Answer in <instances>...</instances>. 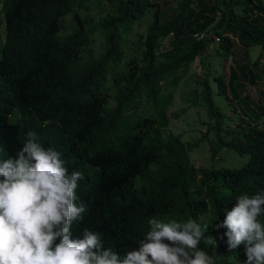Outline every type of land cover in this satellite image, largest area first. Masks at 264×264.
Returning <instances> with one entry per match:
<instances>
[{"label": "trees", "instance_id": "trees-1", "mask_svg": "<svg viewBox=\"0 0 264 264\" xmlns=\"http://www.w3.org/2000/svg\"><path fill=\"white\" fill-rule=\"evenodd\" d=\"M153 1L114 0L96 24L79 14L89 0H0V160L15 158L32 132L42 147L61 153L70 173L83 174L76 194L86 211L73 223V238L88 228L123 256L138 248L152 218L194 219L204 232L198 250L215 264H245L243 244L230 251L222 242L216 251L206 241L217 233L226 237L227 229L217 226L240 196L264 193V106L239 96L243 84L231 66L208 71L192 92L208 118L203 140L210 158L231 151L243 159L234 167L194 168L188 150L198 143H184L177 134L163 137V131L170 121L168 86L195 58L214 47L225 63L234 45L244 54L258 48L264 57V0H178L170 18L161 8L166 2ZM150 10L152 22L136 47L140 56L122 58L126 34ZM66 15L72 28L61 36ZM205 31L218 41L194 36ZM96 32L103 40L97 57L89 48ZM214 95L240 100L252 116L237 109L236 127L226 126ZM258 219L264 224V214Z\"/></svg>", "mask_w": 264, "mask_h": 264}, {"label": "clouds", "instance_id": "clouds-1", "mask_svg": "<svg viewBox=\"0 0 264 264\" xmlns=\"http://www.w3.org/2000/svg\"><path fill=\"white\" fill-rule=\"evenodd\" d=\"M80 171L69 172L61 153L45 149L27 133L15 158L0 160V264H215L198 245L204 232L196 220L152 218L138 248L123 256L106 248L101 234L73 223L86 211L77 189ZM264 193L242 195L218 228H226L230 251L245 247V264H264ZM208 243L216 241L208 237Z\"/></svg>", "mask_w": 264, "mask_h": 264}, {"label": "rangeland", "instance_id": "rangeland-1", "mask_svg": "<svg viewBox=\"0 0 264 264\" xmlns=\"http://www.w3.org/2000/svg\"><path fill=\"white\" fill-rule=\"evenodd\" d=\"M154 2L153 0H148ZM162 3V0H156ZM178 0H164L166 2L165 16L167 18L172 17V9L176 8ZM114 0H89V8L87 11H81L79 14L81 17L89 16L93 18V23H98L100 17L110 13ZM238 7V11H239ZM152 11L147 12L146 16L133 25V28L129 34H126L125 40L121 45L122 58H126L134 54L137 58L140 56V52L136 47L143 41L146 34L147 27L152 22ZM64 22L67 29L64 32H60L59 35H65L71 31L72 20L71 15L64 17ZM3 13L0 8V41L2 40L3 31ZM171 40V36H166L161 42L162 46H167ZM240 45H234L232 55L224 63L220 57L213 54V48L200 58H195V61L190 63L185 73L182 74L179 81L175 85H169L166 93H169L170 103L166 108L170 121L163 131V137L169 134H177L180 136L184 143L195 142L198 143L196 147L188 150V160L194 168H207V167H234L241 164L242 158L238 157L231 151H221L218 157L215 159L210 158L209 144L203 140L206 132L205 123L208 122V118L204 113V110L200 106V103L192 102V92L198 88V82L201 81L206 73L211 72H227V68L231 66L237 73V81L242 82L243 88L238 90L240 97L246 95L249 101L255 104H261L264 106V57H258L260 50L258 48H248L247 54L243 53V48ZM90 51L93 56L97 57L103 50L102 37L94 33L91 37L89 45ZM166 63L168 60L162 59ZM258 63H257V62ZM256 62V64H254ZM244 69V70H242ZM241 70L245 73V78L241 77ZM180 72V71H179ZM248 76L254 77L253 80H249ZM110 81L107 85H110ZM112 94V88L108 91ZM216 104L222 109L223 113L227 115L224 120V124L228 127H236V117L241 116L238 110L243 109L247 112V115L252 116L248 112V109L244 107V103L239 101L229 102L224 99L223 96L214 95ZM243 99V98H241ZM233 100V99H232ZM112 100L109 104H112ZM243 102V101H242ZM238 109V110H237ZM143 107L139 106L137 112L142 114ZM175 115L176 117H174ZM264 117V114H261ZM210 121V120H209ZM216 241L215 250L218 251L220 244L224 242L227 244V237H223L220 233L215 235Z\"/></svg>", "mask_w": 264, "mask_h": 264}, {"label": "built area", "instance_id": "built-area-1", "mask_svg": "<svg viewBox=\"0 0 264 264\" xmlns=\"http://www.w3.org/2000/svg\"><path fill=\"white\" fill-rule=\"evenodd\" d=\"M220 15L219 11H216L215 13V17L218 18V16ZM197 39L199 38H210V39H213V42H217L218 41V36L214 33V32H211V31H205L204 33H202L201 35H194Z\"/></svg>", "mask_w": 264, "mask_h": 264}]
</instances>
